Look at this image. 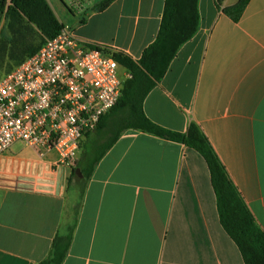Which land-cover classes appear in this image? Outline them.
<instances>
[{
  "label": "crops",
  "instance_id": "1",
  "mask_svg": "<svg viewBox=\"0 0 264 264\" xmlns=\"http://www.w3.org/2000/svg\"><path fill=\"white\" fill-rule=\"evenodd\" d=\"M83 41L135 61L157 38L166 0H88L73 14L46 0ZM240 0H199L200 23L145 98V115L173 132L194 123L264 229V0L239 21ZM70 12H68L67 11ZM83 11V10H82ZM83 13V12H82ZM56 151L23 143L0 157V264H40L76 219L63 264H245L223 228L207 162L186 145L125 131L96 165L83 199Z\"/></svg>",
  "mask_w": 264,
  "mask_h": 264
},
{
  "label": "trees",
  "instance_id": "2",
  "mask_svg": "<svg viewBox=\"0 0 264 264\" xmlns=\"http://www.w3.org/2000/svg\"><path fill=\"white\" fill-rule=\"evenodd\" d=\"M114 1L103 0L92 11H102ZM248 2L249 0H240L236 5L225 8L224 12L233 20L239 21ZM67 6L73 14L79 13L69 4ZM0 13L6 18L8 30V34L2 31L0 37L1 80L15 67L35 55L47 40L57 37L65 26L57 19L46 0H0ZM87 14L88 11H84L81 23L86 21ZM199 23V0H166L157 38L144 51L139 61L124 53H112L118 64L129 70L133 77L125 83L118 104L101 119L96 130L98 133L102 132L107 115L119 109H130L135 112L137 118L134 124L117 134L94 161L90 160L92 150L84 147L91 133L88 134L76 168L72 171L69 185L78 187L82 200L96 165L127 130L141 131L182 143L201 154L207 162L217 196L221 224L239 247L245 264H264V229L233 184L205 134L194 123L189 126L186 133L168 130L151 121L143 109L145 98L166 75L180 48L196 35ZM9 63L14 64L13 68L1 74V70ZM98 141L94 143V147ZM77 169L81 170L82 177L77 173ZM77 216L78 211L74 224L67 228L65 234H59L55 238L49 256L40 264L64 263L72 244Z\"/></svg>",
  "mask_w": 264,
  "mask_h": 264
},
{
  "label": "built area",
  "instance_id": "3",
  "mask_svg": "<svg viewBox=\"0 0 264 264\" xmlns=\"http://www.w3.org/2000/svg\"><path fill=\"white\" fill-rule=\"evenodd\" d=\"M80 3L69 5L79 10ZM114 52L65 27L2 77L0 157L23 143L40 155L58 152L55 170L75 169L88 134L118 104L133 77Z\"/></svg>",
  "mask_w": 264,
  "mask_h": 264
},
{
  "label": "rangeland",
  "instance_id": "4",
  "mask_svg": "<svg viewBox=\"0 0 264 264\" xmlns=\"http://www.w3.org/2000/svg\"><path fill=\"white\" fill-rule=\"evenodd\" d=\"M80 9L78 10L81 12V14L84 13V10L87 6L88 0H80ZM67 5L69 2L73 4V0H66L64 1ZM8 6V5H7ZM68 7V6H67ZM83 10V11H82ZM68 11V9H67ZM69 12V11H68ZM83 12V13H82ZM70 13V12H69ZM7 22L6 18L3 14L0 13V37L2 35V31H5L6 34H8L7 30ZM14 64H6L5 67L1 70V74H5L8 71H10L13 68ZM121 73L123 70L120 71ZM137 118V115L135 112L131 111L130 109H119L115 112H112L107 115L106 122L104 129L102 132H99L96 130L88 137L87 141L85 142L86 148H89L91 152V158L90 160L94 161L102 151H104L107 144L121 131H123L126 127H129L130 125L135 123V120ZM99 134L101 136H99ZM98 143L94 147V143L97 141Z\"/></svg>",
  "mask_w": 264,
  "mask_h": 264
},
{
  "label": "water",
  "instance_id": "5",
  "mask_svg": "<svg viewBox=\"0 0 264 264\" xmlns=\"http://www.w3.org/2000/svg\"><path fill=\"white\" fill-rule=\"evenodd\" d=\"M77 173L79 174L80 177H82L81 170L77 169Z\"/></svg>",
  "mask_w": 264,
  "mask_h": 264
}]
</instances>
